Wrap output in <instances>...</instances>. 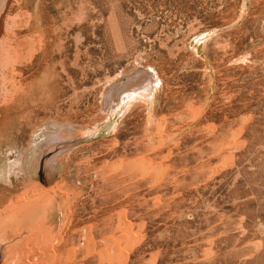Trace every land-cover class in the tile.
I'll return each mask as SVG.
<instances>
[{"label":"rangeland","instance_id":"rangeland-1","mask_svg":"<svg viewBox=\"0 0 264 264\" xmlns=\"http://www.w3.org/2000/svg\"><path fill=\"white\" fill-rule=\"evenodd\" d=\"M69 263L264 264V0H0V264Z\"/></svg>","mask_w":264,"mask_h":264},{"label":"bare ground","instance_id":"bare-ground-1","mask_svg":"<svg viewBox=\"0 0 264 264\" xmlns=\"http://www.w3.org/2000/svg\"><path fill=\"white\" fill-rule=\"evenodd\" d=\"M137 84V83H136ZM140 85V84H139ZM140 87L141 86H137L135 89H134V91L132 92V93H130V94H126L125 96H124V99L123 98H121V99H123L122 100V102L120 103V104H123V105H128V104H130V102H131V100H133L136 96H138V97H142L143 99H144V101L149 105L150 104V102H151V94L148 92L147 93V90H143V91H137V90H139L140 89ZM141 89H142V87H141ZM120 99V100H121ZM152 99H154V96H153V98ZM158 170V169H157ZM160 175L158 174V177H159ZM136 178V177H135ZM133 179V178H132ZM135 180V179H134ZM73 230V229H72ZM48 248V247H47ZM48 251V250H47ZM60 253V252H59ZM41 256V255H40ZM49 256V255H48ZM44 257V256H43ZM45 258V257H44ZM43 260V259H42ZM48 261V260H47ZM56 262H58V261H56ZM70 264V263H69Z\"/></svg>","mask_w":264,"mask_h":264}]
</instances>
